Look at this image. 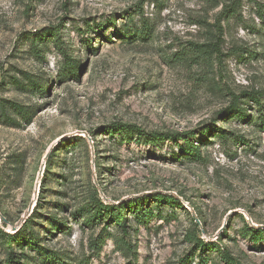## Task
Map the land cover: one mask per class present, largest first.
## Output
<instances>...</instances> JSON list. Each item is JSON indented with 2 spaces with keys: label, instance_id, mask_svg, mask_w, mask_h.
Masks as SVG:
<instances>
[{
  "label": "rangeland",
  "instance_id": "1",
  "mask_svg": "<svg viewBox=\"0 0 264 264\" xmlns=\"http://www.w3.org/2000/svg\"><path fill=\"white\" fill-rule=\"evenodd\" d=\"M126 21L150 37L118 35ZM0 100L31 112L0 114V231L29 219L39 238L10 263L0 238V264H227L195 238L264 264V0H0ZM114 123L182 137H109ZM94 198L144 211L123 206L125 231L109 213L86 224L73 213Z\"/></svg>",
  "mask_w": 264,
  "mask_h": 264
},
{
  "label": "trees",
  "instance_id": "2",
  "mask_svg": "<svg viewBox=\"0 0 264 264\" xmlns=\"http://www.w3.org/2000/svg\"><path fill=\"white\" fill-rule=\"evenodd\" d=\"M123 29H119L118 30V35H121L123 38H132V37H140L143 39H146L148 37H150L151 32H150V26L149 23L147 21H142L140 22L139 26L135 25L134 28H130L129 27V23L128 21H126L123 24ZM47 33L49 34H43V33H38V36L36 38L33 39V51L34 53H39L42 47V43L45 42L46 39H48V37H52V38H58V34L54 31V30H47ZM47 37V38H46ZM56 41V40H55ZM58 43V42H57ZM56 44V42H55ZM61 53L63 54L65 61L67 63V66L70 67L72 69V72H76V67H75V63L71 62L70 60H68L67 58V53L60 47V44H58L57 46ZM68 60V61H67ZM30 84H32L35 88L39 89L40 91H43L45 88L44 86L40 83V82H33V80H29ZM248 98H251L256 105H261V101H260V97L256 94H247ZM239 103V97H234L231 100V106H229L228 111H232L231 113H237L239 114L240 118H243L245 113L244 110L241 109L240 106H238ZM7 104H10L11 107L13 108L14 111H16L19 115H21V117L24 120H29L30 119V115L31 112L29 110L28 106H24L22 104H19L17 102H6L3 100H0V114L2 117L8 119L11 122H14L15 120H13L12 118H10V116L7 114L6 112V106ZM115 132H119L121 134L124 135H128L131 133H136V134H140L143 135L145 137H148V139H151L152 141L154 140H160V139H164V138H170V139H177V138H181L182 135L181 134H172V133H161V132H146L143 129H141L139 126L135 125V124H129V123H114L112 124L108 130L106 135L109 137H113ZM220 137H225V133H220ZM227 137V136H226ZM185 153L186 155H188L189 157H194V158H198L200 157V149L198 146L193 145L192 143H185ZM159 198V197H157ZM164 199H166L167 201H169L170 203H174V198L171 196H165ZM92 206H90V208H87L86 210H82L78 211V212H74L73 215H78L79 212H83L85 211L86 213H88V216L86 218H84V223L86 224H91V222H94L96 220H101L103 218L104 213H109V217L110 219H113V221L123 227V231L124 227H125V215L123 212V206H127V205H133V212L136 216V218H138V220H140L139 215L143 214L144 211V205L142 204L141 201H139V199H134L131 200L129 202H125L122 203L119 206H113L110 204H105L103 203L100 199L98 198H94V200H92ZM37 205L35 206L36 209ZM54 217L50 218V225H54L56 227H58L57 222H55V219H53ZM29 219H27L23 226L26 228H29V230L25 233L22 234L20 233H16V234H9V233H5V232H1L0 231V238L2 239V242L4 243V245L7 247L8 249V262H15L17 261L16 256H21L22 250L25 247H38V240L39 238L37 237V235L30 230V226H29ZM62 225V224H61ZM63 226V225H62ZM252 231V236L254 239H257L263 232L264 230L262 229H253L251 228ZM191 239V238H190ZM192 239H194V237H192ZM195 244L198 247H209V248H218V251L220 253L221 258L225 261V263L227 264H238V261L232 257L230 255V253L228 252V250H226L225 248L222 247H218L217 244L214 243H205L203 242L201 239L199 238H195ZM17 244V249H19L21 251L18 252V254H15L12 246L13 244ZM46 253L49 255V251H46ZM51 255V253H50ZM18 257V258H19ZM20 259V258H19ZM17 263V262H16Z\"/></svg>",
  "mask_w": 264,
  "mask_h": 264
},
{
  "label": "water",
  "instance_id": "3",
  "mask_svg": "<svg viewBox=\"0 0 264 264\" xmlns=\"http://www.w3.org/2000/svg\"><path fill=\"white\" fill-rule=\"evenodd\" d=\"M42 171H43V168L41 167V168H40V171H39V176H41ZM36 190H38V189H36ZM29 208H30V207H29Z\"/></svg>",
  "mask_w": 264,
  "mask_h": 264
}]
</instances>
